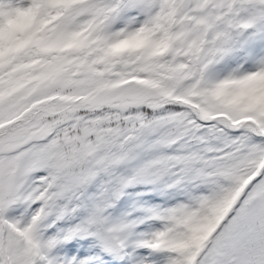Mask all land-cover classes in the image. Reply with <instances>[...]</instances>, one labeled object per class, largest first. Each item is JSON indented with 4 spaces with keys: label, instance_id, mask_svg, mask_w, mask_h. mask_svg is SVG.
<instances>
[{
    "label": "snow or ice",
    "instance_id": "6c2138e0",
    "mask_svg": "<svg viewBox=\"0 0 264 264\" xmlns=\"http://www.w3.org/2000/svg\"><path fill=\"white\" fill-rule=\"evenodd\" d=\"M0 264H264V0H0Z\"/></svg>",
    "mask_w": 264,
    "mask_h": 264
}]
</instances>
